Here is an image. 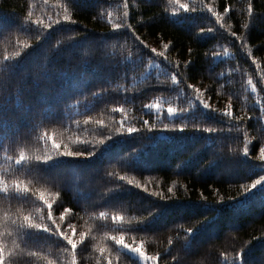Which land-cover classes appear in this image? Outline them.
I'll return each mask as SVG.
<instances>
[{
  "label": "trees",
  "instance_id": "16d2710c",
  "mask_svg": "<svg viewBox=\"0 0 264 264\" xmlns=\"http://www.w3.org/2000/svg\"><path fill=\"white\" fill-rule=\"evenodd\" d=\"M261 76L264 0H0V264H264Z\"/></svg>",
  "mask_w": 264,
  "mask_h": 264
},
{
  "label": "rangeland",
  "instance_id": "374dc122",
  "mask_svg": "<svg viewBox=\"0 0 264 264\" xmlns=\"http://www.w3.org/2000/svg\"><path fill=\"white\" fill-rule=\"evenodd\" d=\"M257 66H258V70H259V67H260V66H259L258 64H257ZM260 72L262 73L263 71L260 70ZM259 80L262 81V82H264V77L261 76V77L259 78ZM256 97H258V102H259V103L263 102L264 94H261V95H259V96H258V94H257ZM262 120H263V122H264V113H263V115H262ZM261 157L264 159V149L261 151ZM125 248H127L126 251H127L128 253H130L131 255H133V256H135V257H138L139 260H141V261L143 262V264H152L153 261H151L149 258H146V260H148V261H146V262L144 261V258L142 257L143 254H142V251H141L140 247H133V246L129 245V246H125Z\"/></svg>",
  "mask_w": 264,
  "mask_h": 264
}]
</instances>
